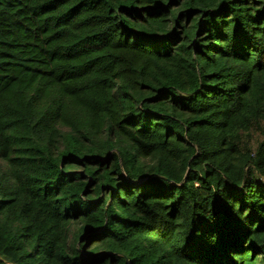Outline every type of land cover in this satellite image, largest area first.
Returning <instances> with one entry per match:
<instances>
[{
  "label": "trees",
  "instance_id": "obj_1",
  "mask_svg": "<svg viewBox=\"0 0 264 264\" xmlns=\"http://www.w3.org/2000/svg\"><path fill=\"white\" fill-rule=\"evenodd\" d=\"M0 264H264V0H0Z\"/></svg>",
  "mask_w": 264,
  "mask_h": 264
}]
</instances>
